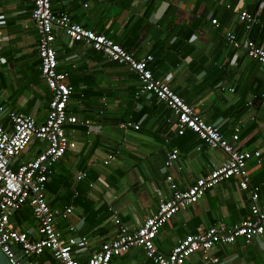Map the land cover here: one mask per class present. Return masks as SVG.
Here are the masks:
<instances>
[{
    "label": "crops",
    "instance_id": "0c3cea01",
    "mask_svg": "<svg viewBox=\"0 0 264 264\" xmlns=\"http://www.w3.org/2000/svg\"><path fill=\"white\" fill-rule=\"evenodd\" d=\"M51 6L112 38L136 58L151 54L149 67L156 77L217 125L236 150L257 149L264 161V64L250 58L242 44L234 48L226 40L227 31H232L239 40L249 38L264 47V0H51ZM32 7L33 0H0V105L29 113L40 122L50 90L39 70ZM240 10L254 14L249 28L238 18ZM53 47L58 68L68 71L67 82L72 85L68 111L89 119L92 128L65 125L75 146L53 164L44 188L50 207L72 206L70 214L56 216L54 222L63 237H86L87 247L73 251L84 263L102 241L116 236L115 218L135 228L157 210L160 198L170 197L166 174L178 188H185L228 154L189 129L178 133L174 112L154 95L136 98L139 81L128 66L88 43L70 42L61 29L55 31ZM126 121L139 127L122 126ZM3 122L10 128L6 119ZM44 144L32 139L16 161L35 157ZM172 149L177 158L165 167V154ZM247 166L248 188H240L238 176L228 177L178 209L156 234L157 252L167 254L186 234L210 226L231 227L250 217L251 187L257 188L256 202L264 204V167L255 158L248 159ZM78 172L85 176L77 179ZM9 219L32 238L38 237L28 204L10 211ZM41 254L52 259L47 249ZM39 255H27L29 262L37 264ZM51 259L41 264H57ZM145 263L140 247L110 261ZM186 264H264V231L248 241L237 237L215 243L206 252L196 251Z\"/></svg>",
    "mask_w": 264,
    "mask_h": 264
},
{
    "label": "built area",
    "instance_id": "2783aa9c",
    "mask_svg": "<svg viewBox=\"0 0 264 264\" xmlns=\"http://www.w3.org/2000/svg\"><path fill=\"white\" fill-rule=\"evenodd\" d=\"M237 16L245 23L246 28L255 21L254 14L247 10H240ZM30 17L38 35L36 48L39 70L50 90V99L46 115L40 122L29 113L7 109L0 105V248L12 264H24L22 260L16 258L12 250L14 244H17L25 255H39L47 249L57 264H110L112 257L122 254L131 247H140L143 250L145 264H186L188 257L196 251L206 252L215 243L232 242L237 237L248 241L264 231V204L256 202L257 188L251 187L250 217L241 219L231 227L210 226L205 231L186 234L170 248L167 254L157 252L156 234L178 209L196 202L207 189L228 177L238 176L240 188H248L247 160L255 158L256 162L264 167L260 151L236 150L217 125L197 114L191 105L174 92L165 81L153 74L149 67V62L153 58L151 54L134 57L112 38L73 21L66 11L52 9L51 0H33ZM211 22L218 24L215 18H212ZM58 29L66 34L70 42L88 43L105 57L133 70L139 81L135 97L144 93L154 95L164 102L176 116L178 133L189 129L204 143L211 147H220L228 154V158L220 165L197 177L185 188H178L172 176L166 174L165 179L171 189L170 197L160 198L157 210L135 228L130 229L115 218L116 236L102 241L97 249L88 253L84 263H80L74 257L73 251L75 248L87 247L86 237L70 235L63 237L54 222L56 216L65 218L70 214L72 206L66 205L62 209L50 207L44 188L53 164L67 149L75 146V142L66 133L65 125L82 123L89 130L92 128L89 119H79L76 114L68 111L72 85L67 82L68 71L58 68L56 51L53 47L55 31ZM226 40L234 48L242 44L250 58L264 64V47L257 45L252 39L239 40L234 32L227 31ZM4 119L10 123V128L4 124ZM121 125L139 127L131 121L123 122ZM231 138L237 139V131ZM32 139L45 141L42 150L29 160L17 162L15 158ZM176 158V149L168 151L163 165L170 166ZM83 176H85L84 172L76 174L77 179ZM24 204L31 207L37 223L38 237L35 239L28 231L18 229L9 219L11 209L16 210ZM210 258L216 261L215 257Z\"/></svg>",
    "mask_w": 264,
    "mask_h": 264
},
{
    "label": "water",
    "instance_id": "95a60500",
    "mask_svg": "<svg viewBox=\"0 0 264 264\" xmlns=\"http://www.w3.org/2000/svg\"><path fill=\"white\" fill-rule=\"evenodd\" d=\"M11 211L13 212L14 210L11 209ZM12 250L15 252L17 259L22 260L24 262V264H31L29 262L28 256L23 253V251L19 248V246L17 244H14L12 246ZM0 264H12L8 260V258L6 257V255L3 253V251L1 250V248H0Z\"/></svg>",
    "mask_w": 264,
    "mask_h": 264
},
{
    "label": "trees",
    "instance_id": "16d2710c",
    "mask_svg": "<svg viewBox=\"0 0 264 264\" xmlns=\"http://www.w3.org/2000/svg\"><path fill=\"white\" fill-rule=\"evenodd\" d=\"M35 258H38L39 262L37 264H41V262L45 259H51V257L47 256V255H44V254H41L39 256H35ZM50 262L52 263L53 260L51 259Z\"/></svg>",
    "mask_w": 264,
    "mask_h": 264
}]
</instances>
